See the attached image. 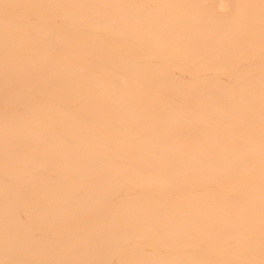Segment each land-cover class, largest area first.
<instances>
[{
  "label": "bare ground",
  "instance_id": "6f19581e",
  "mask_svg": "<svg viewBox=\"0 0 264 264\" xmlns=\"http://www.w3.org/2000/svg\"><path fill=\"white\" fill-rule=\"evenodd\" d=\"M0 264H264V0H0Z\"/></svg>",
  "mask_w": 264,
  "mask_h": 264
}]
</instances>
